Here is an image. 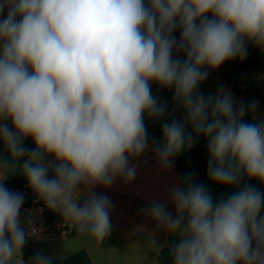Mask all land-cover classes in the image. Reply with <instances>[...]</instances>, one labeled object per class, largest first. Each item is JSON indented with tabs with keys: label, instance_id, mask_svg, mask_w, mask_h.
Returning a JSON list of instances; mask_svg holds the SVG:
<instances>
[{
	"label": "clouds",
	"instance_id": "clouds-1",
	"mask_svg": "<svg viewBox=\"0 0 264 264\" xmlns=\"http://www.w3.org/2000/svg\"><path fill=\"white\" fill-rule=\"evenodd\" d=\"M249 44L264 53V0H0V264H25L36 231L22 225L23 196L5 185L17 172L78 233L98 243L110 234L112 202L94 189L134 178L129 162L149 147L145 117L163 121L152 145L161 169L203 137L209 181L234 189L214 199L189 172L170 191L174 215L164 203L144 209L177 238L171 264H264L258 101L237 103L222 86L199 91ZM154 84L172 91L169 115L182 110L181 119H164Z\"/></svg>",
	"mask_w": 264,
	"mask_h": 264
},
{
	"label": "crops",
	"instance_id": "crops-1",
	"mask_svg": "<svg viewBox=\"0 0 264 264\" xmlns=\"http://www.w3.org/2000/svg\"><path fill=\"white\" fill-rule=\"evenodd\" d=\"M175 35L179 39V31ZM221 86L226 92L233 94L237 103L250 104L253 100L258 101L255 116L257 120L264 119V53L258 48L249 44L248 55L244 60L227 61L218 69L209 71L200 88L207 96L214 95ZM152 91L159 102L167 106L165 120L182 118V110L169 115L174 108L171 90L159 89L154 84ZM247 115L253 118L252 114ZM162 122L145 117L148 133L161 129ZM27 144L34 146L30 139L25 141V145ZM152 145L149 144L141 156L130 160L129 166L136 169L131 181L124 182L117 178L110 187L98 186L94 189L96 194H103L112 202L111 232L101 243L89 235L78 233L76 229L73 237L78 240L80 250L89 253L94 264H158L162 250L172 245L177 238L169 236L163 229H157L144 209L153 203H164L174 215V206L169 201L170 191L187 173L194 172L196 181L207 185L214 199L234 190L209 181L207 147L203 137L190 151H184L176 157L174 167L169 170L161 169ZM6 158L7 154L1 143L0 160ZM9 176L5 180L6 187ZM85 198H81V203ZM153 240L160 247L152 246L150 241Z\"/></svg>",
	"mask_w": 264,
	"mask_h": 264
},
{
	"label": "built area",
	"instance_id": "built-area-1",
	"mask_svg": "<svg viewBox=\"0 0 264 264\" xmlns=\"http://www.w3.org/2000/svg\"><path fill=\"white\" fill-rule=\"evenodd\" d=\"M15 192L20 193L24 198L20 213L22 225L27 226L29 232L32 229L36 230L33 235L26 238L25 244L74 237L75 228L71 223L64 222L58 213L50 211L37 199L27 184L22 185Z\"/></svg>",
	"mask_w": 264,
	"mask_h": 264
},
{
	"label": "trees",
	"instance_id": "trees-1",
	"mask_svg": "<svg viewBox=\"0 0 264 264\" xmlns=\"http://www.w3.org/2000/svg\"><path fill=\"white\" fill-rule=\"evenodd\" d=\"M233 90L236 92L237 91L236 87H234ZM199 91L205 95V92L202 88H200ZM244 119L248 122H253V118L248 116L247 114L245 115ZM256 122H259V120H257ZM148 135H149V144H154L156 142H159V140L162 138L161 129L152 131L148 133ZM25 147L29 149L34 148V146H32L31 144H27L25 145ZM24 184H27V181L23 176V174L19 172L10 175L7 181L8 188L14 192ZM35 255L36 252L33 249V244L26 243L22 249V259L25 262V264H28V262L31 261ZM52 264H94V263L91 256L86 250H80L62 260H54L52 261ZM158 264H171L168 248L163 249L162 252L160 253L158 258Z\"/></svg>",
	"mask_w": 264,
	"mask_h": 264
},
{
	"label": "rangeland",
	"instance_id": "rangeland-1",
	"mask_svg": "<svg viewBox=\"0 0 264 264\" xmlns=\"http://www.w3.org/2000/svg\"><path fill=\"white\" fill-rule=\"evenodd\" d=\"M7 159V158H6ZM33 249L36 254L40 253L54 260H62L73 253L80 251V246L76 238L46 240L43 242L33 243Z\"/></svg>",
	"mask_w": 264,
	"mask_h": 264
}]
</instances>
